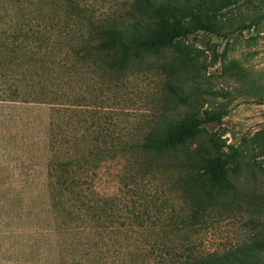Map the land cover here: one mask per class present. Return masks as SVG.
Listing matches in <instances>:
<instances>
[{"label":"trees","instance_id":"trees-1","mask_svg":"<svg viewBox=\"0 0 264 264\" xmlns=\"http://www.w3.org/2000/svg\"><path fill=\"white\" fill-rule=\"evenodd\" d=\"M210 1L0 0V101L51 106L48 186L60 264L264 263L262 252L192 249L206 211L201 196L233 187L236 153L206 131L223 113H181L190 97L182 84L167 83L164 103L180 118L163 110L126 129L115 123L125 109L114 100L133 64L196 32L220 35L218 12L233 1ZM203 132L200 158L164 163ZM111 165L114 187L105 192L100 178ZM156 176L181 194L139 188ZM175 199L184 202L178 215L170 210Z\"/></svg>","mask_w":264,"mask_h":264},{"label":"rangeland","instance_id":"rangeland-1","mask_svg":"<svg viewBox=\"0 0 264 264\" xmlns=\"http://www.w3.org/2000/svg\"><path fill=\"white\" fill-rule=\"evenodd\" d=\"M229 1L233 4L218 12L219 36L196 32L132 65L134 76L114 100L125 109L115 123L126 129L163 110L180 118L173 104L164 103L167 83L182 84L190 97L181 113H223L222 124L212 123L206 131L222 135L225 153H236L229 171L233 187L223 195H200L206 211L192 249L264 254V0ZM50 115L47 104L0 101V264H60L48 186ZM207 132L164 163L200 158L195 148ZM115 168L106 167L102 191H112ZM139 188L170 197L182 192L178 187L170 194L159 176L141 180ZM183 203L175 199L171 213L180 214Z\"/></svg>","mask_w":264,"mask_h":264}]
</instances>
